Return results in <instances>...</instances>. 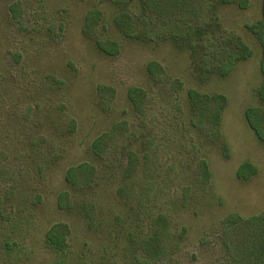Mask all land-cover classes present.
<instances>
[{"label": "rangeland", "instance_id": "374dc122", "mask_svg": "<svg viewBox=\"0 0 264 264\" xmlns=\"http://www.w3.org/2000/svg\"><path fill=\"white\" fill-rule=\"evenodd\" d=\"M262 1L250 0L245 9L236 2L217 7L222 28L241 36L253 55L236 63L229 75L205 80L193 72L186 47L125 36L115 20L121 8L110 0H0V207L13 212L0 223V264L224 262L225 240L238 238L235 227L226 228L228 216L264 213V141L245 115L261 104L262 47L249 26L261 19ZM98 40L117 42L118 53H104ZM151 61L163 66L162 82L151 80ZM171 79L183 82V97L191 88L227 96L222 139L212 141L195 131L189 104L178 115L180 99L163 91L162 84ZM131 87L145 90L138 107L129 98ZM178 118L184 119V130ZM122 122L127 128L115 130L111 150L121 154L148 135L154 139L152 155L146 171L140 163L129 177L126 189L133 199L118 194L124 186L120 170L85 189L79 198L91 203L96 192L103 205L101 210L95 204L101 216L91 227L77 208H62L58 197L70 192L69 167L86 161L103 172L92 143ZM195 155L207 160L209 185L195 171L198 163L189 160ZM245 161L257 168L248 180L237 175ZM153 180L150 193H144ZM190 181L198 182L192 193ZM142 205L145 233H156L158 243L137 249L126 233V218ZM117 215L122 219L115 224ZM59 222L70 229L69 249L62 256L46 242L48 229ZM247 233L240 232L241 238ZM156 252L162 255L157 261Z\"/></svg>", "mask_w": 264, "mask_h": 264}, {"label": "trees", "instance_id": "16d2710c", "mask_svg": "<svg viewBox=\"0 0 264 264\" xmlns=\"http://www.w3.org/2000/svg\"><path fill=\"white\" fill-rule=\"evenodd\" d=\"M110 1L121 8L115 20L125 36L136 39L145 37L150 40H167L177 47H186L191 52L193 72L202 79L207 80L214 75L227 76L232 72L236 63L253 55V50L241 36L222 28L220 17L217 14V7L220 5L236 2L241 8L245 9L249 6L250 0ZM203 13H206V15L202 23ZM99 16L97 15V17ZM249 27L259 39L262 47L260 67L264 76V0L262 1L261 19ZM97 45L100 50L108 55H115L120 49L117 42L109 40H98ZM161 70H163V66L157 61H151L148 64V72L152 81L162 82L161 78H165V76L160 75ZM162 85L163 91L170 92V94L175 93L176 99H180V102H177L179 103L178 115H181L183 107L186 109L190 105L189 108L192 112L190 125L195 128L196 132H201L206 139L211 138L212 141L220 139V137L222 139L220 125L223 109L228 102L226 95L201 93V91L191 88L188 90L187 96L183 97L181 93L183 82L179 79H171L170 82H164ZM257 92L261 98V104L247 108L245 115L249 126L255 131L259 139L264 141V79ZM128 93L133 105L138 107L142 98L141 95L145 93V90L141 87H131ZM121 126L127 128V122L115 123L113 129L111 128L109 131L100 134L92 143V151L101 158L102 163L105 165L103 172L86 161L69 167L66 172V180L71 185L70 192H68L69 190L61 192L58 197V203L62 208H77L88 218L91 227L95 224V219L101 216L103 205L99 204L96 192L91 195V203L84 198H79L83 197L85 189L91 190L95 184L99 183L101 177L104 178L109 172L112 173V176H115L116 171L120 170L124 186L119 187L118 194L123 198L133 199L126 189L130 183L129 177L132 178L133 173L139 171L140 163H142V170L146 171L148 160L152 155L154 139L148 135L144 136L142 141L137 139L134 144L129 143L131 147L124 149L121 154L116 149L111 150L112 147H110L111 143L109 142L112 140L111 136ZM178 128L185 129L183 118H178ZM110 151L111 153L106 155ZM201 156H190L189 160L198 163L195 166V171H201L205 185H209L211 172L207 160ZM256 171L257 168L254 164L245 161L239 166L237 175L240 179L248 180ZM154 180V183L144 185V193H150L152 186L155 184ZM197 184L196 181L195 184L191 182L188 185V188H190L189 193H192L194 186ZM1 201L0 196V203ZM95 204H98L101 210ZM143 206L136 210L134 217L132 215L126 218V222H128L126 233L137 249H145L151 241L155 244L158 243L156 233L152 232L151 234V231L145 233L143 220H145V213L147 212ZM12 213L7 208L0 207V223L2 220H7L10 215L12 216ZM121 219L122 217L117 215L115 224L120 222ZM227 220L226 228L235 227L232 232H234V235H238L236 236L238 238L232 236L225 240L224 243L228 253L222 264H264V213L252 215L248 218L242 217L238 213H231ZM243 230L248 232L245 240L241 238L240 234ZM69 232V226L64 222L55 223L47 231L46 242L48 246L61 256L68 252ZM6 244L8 247L11 245L8 238ZM152 256L155 261L162 257L161 253L152 254Z\"/></svg>", "mask_w": 264, "mask_h": 264}]
</instances>
